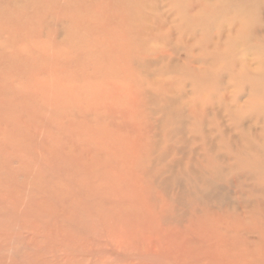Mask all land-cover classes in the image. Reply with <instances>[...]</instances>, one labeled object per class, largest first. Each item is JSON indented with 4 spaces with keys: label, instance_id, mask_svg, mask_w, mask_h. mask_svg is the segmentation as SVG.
<instances>
[{
    "label": "bare ground",
    "instance_id": "bare-ground-1",
    "mask_svg": "<svg viewBox=\"0 0 264 264\" xmlns=\"http://www.w3.org/2000/svg\"><path fill=\"white\" fill-rule=\"evenodd\" d=\"M54 1L65 10L72 5L70 1L64 7L61 1ZM205 1L186 0L188 6L183 10L184 15L180 16L176 13L173 4L175 0H168L165 7L160 5V1L159 4L157 0H153L154 7L150 8L152 14L149 13L148 0L146 2L145 0H126L123 3L124 7L118 13L106 14V17L102 18L99 15L105 11L106 6H113L111 5L112 0H87V4H91L95 15L92 13L90 17L83 18V24L88 29V33L85 46L80 47L78 56L84 60L85 64L92 65L93 70L95 67L97 70L103 67L111 70L99 81L84 79L81 83H66L64 89L65 93L69 91L70 97H68L63 95L64 93L57 88L58 82L54 81V78L58 76L56 68L55 71L50 67L48 80L45 74L44 78L36 79L29 84L34 69L39 68L33 67L31 77H29L30 81L20 82V88L10 91L11 97L18 99L19 102L23 101L20 103L24 106L19 103L14 106V110L18 111L20 116L14 121L8 120L2 123L0 135L3 139L16 136L17 143H23L24 148H27L25 170L29 172L33 170L34 165L36 166L33 170L35 173L32 171L30 175L31 183L35 175L38 176V171L42 170L41 166L45 162L52 160L58 154H64V161H62H66L69 172H72L69 175V181L73 189L82 192L85 196H96L99 200L96 208L97 215H104L108 219L110 217L111 221L117 218L121 222L120 225H123V222L126 227L131 228L129 233L142 241H148L152 237L157 241L164 240L168 242L167 249L172 253L176 250L174 243L171 242L178 236L182 238L187 235L179 251L184 257H191L194 264H211V262L216 264H264V148L261 146L264 144V139L261 131L260 133L253 131L257 124L264 122V113H250V108H258L262 102V98L256 96L260 90L255 89V85H252L254 83L251 82L254 81L255 84L264 87V72L260 73L258 68H252L250 66L252 64L243 57L234 58L228 66L230 81H226L224 76H217L214 87L205 89L207 96L199 94L194 101L189 100L192 97L190 95L194 94V97L196 92L190 94L187 90V79L197 77L198 80H195L197 84L207 81L201 76L202 72H199L205 66L195 64L200 58L195 48L198 47L200 52L208 53V55L212 52L215 55L225 54L228 52L226 45L234 35L231 30L227 31L224 24L212 25L211 21L205 20L203 6L208 5ZM257 11L260 15L261 10L257 8ZM74 17L75 13L71 19L73 20ZM261 19L263 20V17ZM202 25L205 26L201 28L202 32H199L198 27ZM236 26V22L232 20L229 27L234 30ZM263 31L262 25H250L246 31H242L241 28L235 29L236 33L241 32L253 37L261 35ZM35 41L37 45L28 48L29 53L26 52L25 46H20V48L18 45H15L13 52L23 53L25 51L24 55L27 56L34 52L38 54L48 52L44 46L47 41L40 39ZM176 44H180L184 52L181 53ZM236 47L232 48L233 52L236 51ZM0 49H2L1 45ZM4 52L5 50H2V53ZM51 55L54 58L53 61L58 57L55 50L51 52ZM202 61L210 62L209 59ZM263 61L256 60L255 62L261 65ZM182 69L186 72L184 76L179 77L178 72ZM44 70L48 69L44 68ZM176 73L177 75L174 76ZM250 75H257V77L243 86V88L247 86L243 89V94H238L237 90L234 91L230 82H238V79L247 78ZM83 99H85L84 102L81 101ZM61 100L70 101H66L69 110L63 111L60 117H57L54 113L56 110L61 112L59 105ZM42 101L45 104L43 109L37 106V103ZM221 108L226 110L230 119L235 123L232 129L236 130L238 135L229 133L231 131L229 127L222 129L220 136L222 139L227 137L225 138L227 147L232 150L231 153L235 154V159L228 154H217L214 142H211L209 136L204 143L205 147H208L204 154L206 159L201 160V154L196 157L199 152L194 151V153L191 151L188 157L189 153L184 152L183 154L184 150L181 152L173 145L160 152L157 151L164 136V134L161 136L159 130L169 129L167 137H175L180 129L179 125L182 124V122L178 123L179 120L184 121L189 118L203 125L204 118L210 114H217ZM23 113L34 115L35 124L32 126L27 124L23 119L25 117ZM144 114L146 115L145 121L141 120ZM41 115L43 122L38 126V118ZM65 119L69 120V125H65ZM56 125H59L57 127L59 130L64 129L62 132L68 130L71 132L72 126L79 131L77 135L68 133L63 141L61 140L60 149L57 151L50 147L51 141H56V137L50 134V130ZM172 125L177 127L173 128ZM90 131L95 133L102 131L111 139H120L121 145L126 150L121 156V150H116L117 152L112 150L114 146L111 140L92 138L101 137L99 134L91 135ZM245 131H249L252 137L244 136ZM106 135L103 138H107ZM78 143H81V146ZM7 150V143L0 140V160L2 159L1 162L12 169L13 163L11 165V162L14 159L12 156L3 154ZM179 154L183 155L181 160L170 158L171 155ZM118 155L121 156L120 161L117 159ZM184 155L187 156V162L183 167ZM18 160L21 163L23 161L22 157L16 161L19 162ZM204 160L213 166L214 174L211 177L202 172L198 173L194 169L197 163L204 165ZM17 167L16 170H10L11 173H18ZM232 174V185L219 182L224 176ZM187 177L193 179L191 188L185 187L191 181ZM237 187L239 190H235L234 194L240 200L232 206L234 208L232 212L227 207L224 211L209 206L214 199L218 202L223 200L226 202L231 192L225 188L233 190ZM190 200L192 205L197 203L198 206L192 207V210H184L188 208L187 205H191L187 203ZM141 201L147 204L151 212L146 211L147 218L143 219L144 223L142 221L138 224L140 219L125 216L145 215V211L137 206ZM30 206V202H22L19 212L29 211ZM179 210H182L184 215L177 214ZM71 217L61 215V220L66 221ZM185 219L187 223H184ZM197 221H201L199 225L202 231L200 232L197 231L200 230L197 229ZM162 222L176 223L179 226H176L177 230L171 234L166 232L163 234L160 230L154 233L156 225H162ZM21 233L22 231L15 238H22L24 241ZM48 233L53 236L52 232ZM126 234L125 232L124 237ZM198 234L202 237L198 238ZM248 235L255 236L257 240H248ZM95 237L97 244L102 241L101 235L96 233ZM120 239L117 240V244H121ZM38 243H43V240H38ZM195 243L198 244L196 250L191 247ZM7 244L6 239L0 245V264H16L17 254L12 249L8 250ZM62 245L66 244L62 241ZM37 247V251L30 249V253L27 254L35 258L36 264H70L75 259L73 252L58 245ZM80 249L83 253L91 252L85 246ZM15 250L17 253L20 249L16 247ZM195 251H199L197 258H194Z\"/></svg>",
    "mask_w": 264,
    "mask_h": 264
},
{
    "label": "rangeland",
    "instance_id": "rangeland-1",
    "mask_svg": "<svg viewBox=\"0 0 264 264\" xmlns=\"http://www.w3.org/2000/svg\"><path fill=\"white\" fill-rule=\"evenodd\" d=\"M59 1H61L64 7H66L70 1L72 5L65 10L61 9V7L57 5V2L55 3L54 0H0V45L2 46V49H0V125L2 123L4 124L8 120L14 121L15 119L19 118L20 115H18V111L14 110V106H16L17 103H19L21 106H24L21 104L23 103V101L21 102L20 100V103L18 99H14L13 97H11L10 91H15L17 88H20V82H28V80L30 81L29 77H31V70L33 69V67L39 68L34 69L31 82L29 84H32L36 79L44 78L45 74L47 75L46 80H48L47 78H50V67L53 70H55L56 68L58 69V76L54 78V81L58 82L59 86L57 88L64 93L63 95H67L68 97H70L69 91L65 93L64 89V85L66 83H81L84 79L99 81L111 70H108V67H103L100 70H97V67H95V70H93L92 65L85 64L84 60L78 56L80 47L82 48L83 46H85V41L87 39L86 35L88 33V29L83 24V18L90 17L92 13L94 14L91 4H87V0ZM125 1L126 0H112L113 4L111 5L113 6H104L105 11L102 12L99 16L103 18L104 16L106 17V14L113 15L115 13H118L119 10L124 7L123 3ZM146 1L147 0H145V2ZM159 1L161 2V4ZM167 1L168 0H157V2H159V4L164 7ZM205 2H207L206 4H208L207 6H203L205 8V11L203 13V17L205 18V20H207L208 22L211 21L212 25H214L215 23L224 24L225 28H227V31L231 30L233 32L232 34L234 35L231 37V41L226 45L228 52H226L225 54L220 53L215 55L212 52V54L208 55V53L200 52V49L198 47L195 48V52L198 53L200 57L199 61L195 64H197V66H205V68L199 72H202L201 76L206 78L207 81L197 84L195 82V80H198L197 77L187 79V90L190 92V94L192 92H196L194 97V94L190 95L192 96L191 98H189V100L191 101H194L197 96H199V94H205L206 88L212 89L216 82L217 76H224L226 78V81H230L231 75H229L230 70L228 71V66L229 64H231L234 58L243 57L252 64L250 65L252 68H258L260 73H262V71L264 72V61L261 65H259L258 62H255L256 60H264V31L261 35L256 37L248 36L241 32H235L236 28H241L242 31H246L250 25H262L264 28V0H206ZM173 4L176 8V13L180 16L184 15L183 10L186 6H188L186 0H175ZM148 5L149 13L152 14L153 12L150 11V8H152L151 6L154 7L153 0H148ZM168 6L169 5H167V8H169ZM257 8L261 10L260 15H258ZM74 13L75 17L72 20L71 16L73 17ZM59 17L61 19H58ZM261 17H263V20L261 19ZM232 20H234L237 24L234 30L229 27ZM204 26L205 25L198 27V29H200L199 32H202L201 28H203ZM38 39L47 41V43L44 44V46H46V49L48 50L47 53L38 54L37 52H34L27 56L24 55L25 51H23V53H20L19 51L13 52L15 45H18L19 47L25 46L26 50L30 47L33 48L35 45H37V41L35 40ZM189 41L193 42V40L191 39H189ZM237 44L239 45L236 47ZM176 45L180 48L179 50L181 53L184 52V49L180 44ZM233 47H236L235 52L232 51ZM2 50H5V52L2 53ZM54 50L58 57L53 61L54 58L51 55V52H53ZM26 52L29 53L28 50ZM207 59H209L210 62L204 63L202 61ZM52 65L54 67H52ZM44 68L48 70L45 71ZM185 72L186 71L184 69L178 72L179 77L184 76ZM91 75L92 79H90ZM176 75L177 73L174 76ZM256 77L257 75H250L247 78H240L238 79V82H230L231 87H233L234 91L237 90L239 92L238 94H243V89H246L247 87L246 86L243 88V86L245 84H249ZM78 78H80V80H77ZM51 79H53L52 76ZM251 83H254L252 85H255V89L260 90L256 96H260L262 98V102L258 108H250V113H264V87L262 85L255 84L254 81H252ZM223 85L225 86V84ZM236 85L238 87H236ZM207 95L208 93L205 94V96ZM248 97L249 96H247V98ZM84 100L85 99L81 101L84 102ZM66 101L68 100H61L59 102L61 112L59 110H56V113H54L55 116L60 117V114L63 111L69 110V105L66 103ZM219 102H221V100ZM37 106L43 109V107L45 106L44 101L37 103ZM72 110H75V108H72ZM23 114L25 115L23 119L27 122V124H31V126L35 124L36 120H34V115L31 116L26 113ZM145 116V114L144 116L142 115L143 119L141 120L145 121ZM233 119L237 120L236 117H233ZM204 120L205 121L203 122V125H200L197 121H193L189 118L184 119V121L179 120L178 123L182 122V124L179 125L180 129L178 130V134L176 133L177 136L172 138L167 137V131L169 129L159 130L158 132L161 134V136L162 134H164V136L161 139L160 148L157 151L160 152L166 147L173 145L175 147H178L181 152L184 150L183 154L184 152L189 153L187 154L188 157L191 155V151H194L199 152L196 157L201 154V160L206 159L204 154L208 150V147H205L204 143L207 141V136H209L211 142H214L213 144L215 145V151L217 154H228L233 159H235V154L231 153L232 150H229L227 147L225 139L227 137L224 138L225 140L220 137L222 134L221 130L228 129L229 127L231 129L229 133L238 135L237 131H233L234 129H232L235 123L230 119V116L228 115L226 110L224 108H221L220 112L214 115L210 114L208 117L204 118ZM38 121L39 123L37 125L39 126V124L43 122L42 115L40 118H38ZM64 121L65 125H69L68 119H65ZM147 121L149 122V120ZM245 122H247L248 124V120H246ZM172 126L173 128L177 127L176 125ZM57 127H59V125H56V127L52 126L50 130V134H53L56 137V141H51L50 147H52V149H55L56 151L60 149L61 140L63 141V138L66 137L68 133H73V135L79 134V131L73 126L71 132H69V130L66 132H62L64 131V129L61 128V130H59ZM262 130H264V122H262L261 124H257L255 126V129H253V131L259 133L261 131L264 139V132H262ZM89 133L91 135L99 134L101 138L91 136L95 139H104L106 141L111 140L112 145L114 146L112 150H114V152L116 150H121V156L123 151L126 150V148L121 145L120 142L122 141L120 139H111V137H107V135L102 131H99V133L90 131ZM105 135L107 138H103ZM244 136L252 137V135L249 134V131H245ZM151 139L153 140V136L151 137ZM0 140L5 141L8 147V150L4 151L3 154H5L6 156H12V158L14 159V161L11 162V165L13 163L12 169L16 170V167L18 166V173H11L10 170L12 169H9V166L7 164L1 162L2 159L0 160V181H2L0 182V245L3 244L7 239L8 244L6 245V247L8 248V250L12 249V251L17 254L16 257L18 261L16 264H36L34 261L35 258L27 256V254L30 253V249L37 251V246L42 248L47 245H58L65 248L66 250L73 252L74 254H72L74 255L75 259H73L70 264H108L109 262V264H129L130 262L134 264H194L193 261H191V257H184V255L179 251L182 243L188 237L187 235H184L182 238L177 235L178 237L171 242L174 243L176 251L171 253V251L167 249L168 242H164V240L157 241V239L153 237L148 241H142V239L140 240V238H136L134 234L129 233L131 231V228L126 227L123 222V225H120L121 222L118 221L117 218L114 221V218L112 217L113 219L111 221L110 217L108 219L104 215V217L101 215H97L96 208L99 200L96 198V196H85L84 194H82V192L73 189L69 181V175L72 172H69L66 161L63 162L64 154H62L61 152V154H58L56 157L52 158V160L45 162V164L41 166L42 170L38 171V176L35 175L34 177L33 174L34 180L33 183H31L32 180L30 179V175L33 172L35 173V171L33 170L36 166L34 165L33 170L29 172L28 170H25V159L28 154L27 148H24L23 143H17L18 139L16 138V136H14L13 138L8 137L3 139L0 135ZM261 146L264 148V144H261ZM144 150L145 149L143 148V151ZM65 152H67V150ZM121 156L118 155V161L121 160ZM171 156V159L176 158L177 160L182 158L183 155L179 154ZM184 156L185 158L183 159V161L185 162L183 163V167L187 162V156ZM19 157H22V163L19 160V162L16 161ZM170 158L168 159L170 160ZM14 162L19 164L16 165ZM203 163L204 165H201V163L195 164L196 167L194 166V169L198 173L202 172L208 177L213 176V166H211L209 163L207 164L206 160H204ZM19 166L22 168V171ZM249 169L253 171H259L255 168ZM22 172L24 174H22ZM187 178H189L191 181L190 184H188V186L185 185V187L191 188V182L193 181V179L191 177ZM232 178L233 174L227 177L224 176L219 180V182H227V185H232ZM184 181L186 182V180ZM182 185L184 186V184ZM225 189H229V192L232 193H230V198L226 200L228 205L225 204V200L218 202L217 199H214L210 202L209 206H213V208L219 210H224L225 207H227L229 211L232 212L234 210L232 206H235V203L239 202L238 200H240V198H238L234 194L235 190H239V187L233 190L230 188ZM24 201L30 202L31 208L29 211L21 213L19 211L22 202ZM187 203L191 205H187L188 208L184 210H192V207L198 206L197 203L196 205H192L193 203L191 202V200ZM53 204L54 207H52ZM137 206L138 208L140 207L143 211H145V215L133 214L134 216L127 215L125 217H135L136 219L138 218L140 219V221H138V224H141L143 219L147 218L146 211L151 212V209L148 208L147 204H145L144 201L139 202ZM177 214L184 215V212L182 210H179L177 211ZM45 215L49 216L47 217ZM61 215H70V217L72 215L73 218L71 217L69 219H66V221H62ZM142 223H144V221ZM164 223L165 222H162V225H156L157 227L154 228V233H157L156 231L160 230L163 232V234H171L172 232L177 230L176 226H179L176 223ZM184 223H187L186 219ZM199 223L201 224V221H197V229H200ZM19 224L21 225V227ZM109 226L111 228H109ZM118 228L120 229V231ZM18 229L21 230L19 231ZM17 231L18 233L22 231L21 234L23 235L24 241L22 240V238H15L17 237L16 235H18ZM197 231L200 232L202 230L200 229ZM42 232L46 233L43 234ZM48 232H52L51 234L53 236H51ZM125 232L127 234L124 237ZM96 233L102 236V241H99L98 244L95 242ZM8 234L11 235L8 236ZM26 236L27 238H24ZM197 236L198 238L202 237V235L199 234ZM67 237L69 238V240H67ZM34 239H36V241ZM119 239L121 244H117V240ZM247 239L257 240L255 236L250 235L247 236ZM38 240H43V243H38ZM61 240L66 245H62ZM82 246H85L87 250L90 249L91 252H81L80 248ZM197 246L198 244L195 243L191 247L192 249L196 250ZM16 247L20 249L17 253L15 250ZM195 253L196 254L194 255V258H197L199 251H195ZM211 264L216 263L211 262Z\"/></svg>",
    "mask_w": 264,
    "mask_h": 264
}]
</instances>
